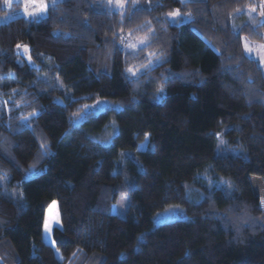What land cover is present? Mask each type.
I'll list each match as a JSON object with an SVG mask.
<instances>
[{"label":"trees","instance_id":"16d2710c","mask_svg":"<svg viewBox=\"0 0 264 264\" xmlns=\"http://www.w3.org/2000/svg\"><path fill=\"white\" fill-rule=\"evenodd\" d=\"M57 1L0 0V264H264L262 0Z\"/></svg>","mask_w":264,"mask_h":264},{"label":"rangeland","instance_id":"374dc122","mask_svg":"<svg viewBox=\"0 0 264 264\" xmlns=\"http://www.w3.org/2000/svg\"><path fill=\"white\" fill-rule=\"evenodd\" d=\"M20 1H22V4H23L22 13H24L25 16H30L31 18H40V17L44 16L48 7L53 6L58 2L57 0H55V3H53V1L47 2L46 0H36L37 5H39V4H46L47 5V9L43 12H40L37 10V7H34V6L29 4V0H20ZM59 1H61V0H59ZM261 2L262 3L258 9L260 12L257 13V11H254V12L252 11L253 13H251V14L249 13L247 18H246V22H248L249 20L253 22V20H256V17L260 16L261 19L258 17L259 18L258 21L260 23H264V15L261 14L262 12H264V7H262V6H264V0H262ZM26 4H29L28 12H34L35 15H28L27 14V12L25 11V5ZM123 7H124V4H122L121 6L118 5V8L116 10L122 9ZM11 18L7 17L3 20H0V23L6 22V21L10 20ZM169 19L173 24H181V23H185V22L189 21V16L182 15L180 13L179 16L170 15ZM241 25H242V22L241 23L237 22L236 23L237 28H235V29L238 31L240 29ZM234 26H235V22H234ZM262 36L264 37V32L262 33ZM146 42H147L146 39H139L135 42L133 40L129 39L128 44L126 45V48L130 51H137V49L140 47H143L146 44ZM245 44H247L248 47L252 48L253 50L251 52H248L245 48ZM259 45H264V40L255 41V40H253L247 36H245L243 38V47H244L245 53L250 58L257 60V62L259 63V65L261 66V68L263 69V72H264V58H262V57H264V51H262L258 47ZM149 65L151 66V64H149ZM103 103L104 104L108 103V106L110 105V103L108 101L104 100V101H101V102H98V103L92 105L90 109L92 111L98 112V110L103 108V105L100 106L99 104H103ZM144 148H145V144L143 145L142 149H144ZM29 177H32V176L30 175ZM128 208H129V198L127 195H122L118 198L116 204H114L112 206V212L114 214L118 215L119 217L124 218L126 216V212H127ZM186 218H187V215L181 207L171 206V207L166 208L165 210L157 213L154 217V221H155V224L158 225L159 223H162V222L172 221V220H183ZM49 221L52 222V231L50 233L47 232L45 229V224H46V222H49ZM57 221H58V223H57ZM60 225H61V221H60V215H59L57 202H52L46 210V218H45V222H44V226H43V238H44V241L46 243L55 247V243L53 240V230L55 227H60ZM55 253H56L57 257L59 259H61V254H60L59 250H57L56 248H55Z\"/></svg>","mask_w":264,"mask_h":264},{"label":"snow or ice","instance_id":"6c2138e0","mask_svg":"<svg viewBox=\"0 0 264 264\" xmlns=\"http://www.w3.org/2000/svg\"><path fill=\"white\" fill-rule=\"evenodd\" d=\"M5 2H6L7 4H9V5L11 4V0H5ZM53 3H55V0H53ZM29 4L32 5V6H34V7H37V10L40 11V12H43V11H45V10L47 9V5H46V4H39V5H37V4H36V0H29ZM29 4H26V5H25V11L27 12L28 15H35L34 12H28ZM262 7H264V6H262ZM261 14L264 15V12H262ZM169 15L179 16L180 13H179V10H177L176 12H174V13H170ZM258 47H259L262 51H264V45H259ZM245 48H246V50H247L248 52H251V51L253 50L252 48L248 47L247 44H245ZM262 58H264V57H262ZM29 59H31V57H29ZM57 223H58V221H57ZM45 229H46V231L49 232V233L52 231V222H51V221L46 222V224H45Z\"/></svg>","mask_w":264,"mask_h":264},{"label":"crops","instance_id":"0c3cea01","mask_svg":"<svg viewBox=\"0 0 264 264\" xmlns=\"http://www.w3.org/2000/svg\"><path fill=\"white\" fill-rule=\"evenodd\" d=\"M182 1H192V0H182Z\"/></svg>","mask_w":264,"mask_h":264}]
</instances>
